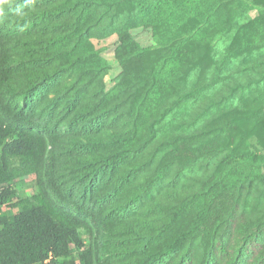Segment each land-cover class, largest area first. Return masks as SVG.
<instances>
[{
    "label": "trees",
    "instance_id": "1",
    "mask_svg": "<svg viewBox=\"0 0 264 264\" xmlns=\"http://www.w3.org/2000/svg\"><path fill=\"white\" fill-rule=\"evenodd\" d=\"M15 2L10 17L36 26V41L0 26V205L24 175L35 192L0 211V264H103L106 232L121 235V264H264V59L229 71L233 54L264 44V18L245 16L254 3ZM137 27L155 46L134 39ZM110 33L121 71L105 90L107 62L90 38ZM14 43L25 65H12ZM55 84L53 98L39 91ZM45 97L56 107L41 118L32 100ZM226 133H242L232 148ZM62 164L88 180L70 190L84 186L87 202L66 192Z\"/></svg>",
    "mask_w": 264,
    "mask_h": 264
},
{
    "label": "rangeland",
    "instance_id": "2",
    "mask_svg": "<svg viewBox=\"0 0 264 264\" xmlns=\"http://www.w3.org/2000/svg\"><path fill=\"white\" fill-rule=\"evenodd\" d=\"M249 1V0H247ZM251 3H254V7L251 8L250 10L247 11V13H245V16L247 17H254V16H259L264 18V12H261L263 7H264V0H250ZM0 5H2V9H0V26L2 28H6L9 31H11L13 34L16 35H20L22 37H24V40H26L28 43L29 42H34L36 41L35 39H29L30 35L32 34V31L34 30V28L36 27H32L31 29L27 28L26 26H22L20 23H18V21L16 19H14L13 17H10V14L16 9V2L15 0H8L7 3H5V0H3V2L0 1ZM244 16V17H245ZM241 16L239 18V21H241ZM243 21V18H242ZM28 25V24H26ZM29 29L30 31L26 30ZM132 36L134 37L135 40H137L140 45L142 47H147V48H152L154 45V41L152 39V35L151 32L149 31V29L144 28V27H137V28H133L131 30ZM231 37V35L229 36ZM90 41L92 42L93 46L95 49L99 50V55L101 57H103L106 62H107V73L104 75V86H105V90H109L111 89L117 79L118 74L121 71V66L120 63L118 62L116 56H115V50L116 47L118 45V37L116 33H110L104 36H92L90 38ZM12 65L13 66H20V65H25L26 60L22 61L23 58H25V56H23V52L21 49H19V44L14 43L12 44ZM217 50L214 51L218 57L221 56L222 54V50L224 48V44H220V46L216 47ZM209 49H210V45H209ZM212 49V48H211ZM207 51V49H205ZM254 50H259V51H254ZM261 51V52H260ZM257 52H260V55L257 54ZM235 57L233 58V60L231 61V67L229 69V71H241V67H245L246 65H248L247 63L252 60V59H264V44H262L261 46H256L253 48H248L245 49L243 51L238 52L237 54H233ZM242 72V71H241ZM36 85L38 83H35ZM58 84L55 85H50L49 87L45 88L42 87L39 91L41 93L46 92L48 94V97L53 98V92L58 88L57 86ZM264 87V82L261 80L259 86L256 88L257 93H261L264 95V91L262 90V88ZM12 92L15 95H19L23 92L26 91L27 89H25L22 84L20 85H13L12 86ZM30 89V88H29ZM9 93V91H8ZM48 97L44 100H32V102L34 104H40L38 105L37 112L40 115L41 118H45L46 116H51L52 115V110L56 107V105L53 104H48ZM54 103L58 104L60 102V99L56 97L55 100H53ZM262 107H264V102H262L260 104ZM35 109V111H36ZM49 110V112H48ZM48 118V117H46ZM202 128V127H201ZM62 129H65L64 127ZM260 133V132H259ZM242 133H238V134H231V133H226L223 135H220V138L222 139V142H224V144L226 146H228V148H232L229 147V145H234V143H238V140H240V135ZM207 135V138L205 140H203L204 142L208 143V139L211 137V139L213 138L211 136V134H204ZM257 137L259 138V136L257 135V133L252 134L249 139L252 140L253 142L257 140ZM214 148V147H213ZM219 147V149L217 148L216 150L218 151V153H222L224 150H222V148ZM206 150H208L209 152L212 151V147H206ZM215 150V149H214ZM213 150V151H214ZM226 150V149H225ZM212 151V152H213ZM64 152H65V148H62V153H61V158H63L64 160H70V157H64ZM218 154L216 152V154H212L210 155V161L207 160L206 164L208 165V169L211 170L214 168L216 161H218ZM64 160H61V163H64ZM203 165V162L201 160H199L195 166V168L197 169L198 173H204L203 169H200V167ZM61 171H59V175L61 176V178L64 180V184H65V190L66 192L70 193L71 195H73L74 197H76L77 199H79L80 201H82V203L87 202V193L85 194L86 191H88V189H85L84 186H82V188H78L76 189L74 192H70L71 189H74L77 186V181H79V177L74 173L73 171L69 170V169H65L63 167H61ZM22 181H24V183H20L17 188V192L15 195H13L12 197H10L9 199H7V201H5L4 203H2L0 205V209L1 211H6L8 209H10L9 211L11 213H13L15 211V209H13L11 207V203L16 201L19 197L22 196H26V195H30L32 193L35 192V188H34V176L33 175H24L20 178H18ZM73 181H75L73 183ZM88 180H85L83 177H81L79 182L82 183H87ZM182 183H189L190 181L182 179L181 180ZM83 185V184H82ZM251 186V188H255L256 185L254 183H252L251 185H249V187ZM264 188V187H263ZM107 212V211H105ZM263 211L260 209L259 211H257V216L261 217L263 215L262 213ZM107 213H105L104 217H107L106 215ZM115 222L113 221V224ZM119 236L121 235H116L114 234H110L109 232H106L104 234H102L100 236V238L98 239V246L100 249V255H101V260L103 264H121V258H120V254H121V241ZM85 241L87 242V238H85ZM264 242V240H263ZM261 248V247H260ZM260 252V250H259ZM193 255H197L194 252L191 253V257L194 259ZM254 261V258L252 259V262ZM179 264H186L185 262H183L182 260L180 261ZM245 264H249V260L247 258L246 263Z\"/></svg>",
    "mask_w": 264,
    "mask_h": 264
},
{
    "label": "clouds",
    "instance_id": "3",
    "mask_svg": "<svg viewBox=\"0 0 264 264\" xmlns=\"http://www.w3.org/2000/svg\"><path fill=\"white\" fill-rule=\"evenodd\" d=\"M8 2V0H5V3H7ZM2 5H0V9H2ZM1 208V207H0ZM0 211H1V209H0Z\"/></svg>",
    "mask_w": 264,
    "mask_h": 264
}]
</instances>
